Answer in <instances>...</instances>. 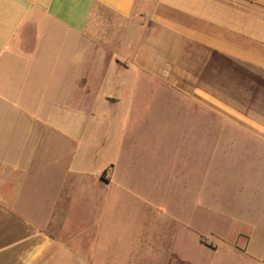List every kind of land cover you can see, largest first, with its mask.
Segmentation results:
<instances>
[{"label":"crops","instance_id":"crops-1","mask_svg":"<svg viewBox=\"0 0 264 264\" xmlns=\"http://www.w3.org/2000/svg\"><path fill=\"white\" fill-rule=\"evenodd\" d=\"M139 13L140 37L126 45L125 63L108 59L105 46ZM242 67L261 73L264 106V0H0V264L82 258L75 235H62L77 201L81 113L89 128L124 132L153 122L156 109L140 99L162 93L204 143L207 130L221 129L207 125L206 113L222 115L226 102L230 125L258 137L212 139L261 145L264 156V116L253 112L254 90L245 91L244 103L238 85L257 82ZM114 167L98 173L103 185L115 183ZM259 191L260 218L249 221L250 232L237 230L227 240L210 231L226 249L197 232L198 246L231 256L227 264H264V180ZM176 241L170 235L159 246L146 238L140 248L148 259L162 251L164 264H200Z\"/></svg>","mask_w":264,"mask_h":264},{"label":"rangeland","instance_id":"rangeland-1","mask_svg":"<svg viewBox=\"0 0 264 264\" xmlns=\"http://www.w3.org/2000/svg\"><path fill=\"white\" fill-rule=\"evenodd\" d=\"M139 15L126 22L125 33L117 36L113 46H105L108 59L125 63L130 53L126 45L140 37L143 17ZM241 70L257 83L238 81L244 91L240 99L245 103V91L254 90L250 99L253 112L264 116L261 73L244 67ZM222 86L229 87L228 81ZM142 89L146 87L142 85ZM223 91L228 97L230 91ZM140 100L150 101L156 109L153 122L143 119L135 129L124 132L105 129L101 124L89 128L90 122L85 123L89 115L79 114V174L72 190L77 201L62 235H75L72 244L82 258H56L52 264L69 260L75 264H164L162 251L148 259L140 244L152 238L157 245H166L170 235L177 238L175 246L186 258L200 264H227L231 256L222 252L214 255L199 247L196 233L226 249L228 243L218 241L210 231L230 240L237 230L250 232L253 227L249 221L260 218L263 147L212 139L214 133L223 139L258 137L230 125L226 102L222 115L206 113L207 125H221V129L207 130L203 143L202 136L184 127L187 119L180 105L167 95H143ZM104 135L108 136L105 141ZM183 137L190 141H179ZM109 163L115 166V183L128 182L135 193L99 181L98 173Z\"/></svg>","mask_w":264,"mask_h":264}]
</instances>
